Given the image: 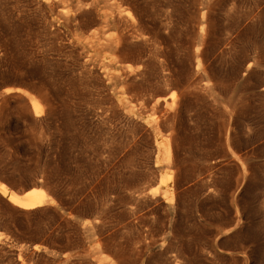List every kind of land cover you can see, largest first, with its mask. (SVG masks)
Returning <instances> with one entry per match:
<instances>
[{"label":"rangeland","instance_id":"1","mask_svg":"<svg viewBox=\"0 0 264 264\" xmlns=\"http://www.w3.org/2000/svg\"><path fill=\"white\" fill-rule=\"evenodd\" d=\"M8 87L0 264H264V0H0Z\"/></svg>","mask_w":264,"mask_h":264},{"label":"bare ground","instance_id":"2","mask_svg":"<svg viewBox=\"0 0 264 264\" xmlns=\"http://www.w3.org/2000/svg\"><path fill=\"white\" fill-rule=\"evenodd\" d=\"M122 12V9H120L113 13H106L103 16L102 20L108 25L113 23H119L124 20V15ZM103 44L109 47H113L116 50H118L122 46L120 40L107 41L103 42ZM251 64L252 63L248 64L246 68L247 70L250 69ZM200 66L201 62L198 60L197 68H199ZM11 91H17L18 93L26 97L29 100V103L36 115L40 114L43 111L41 100L35 94L23 87H8L4 89V91L0 95H3L4 93H9ZM155 103L159 104L160 99L157 98ZM168 139L164 145L158 143L157 146L159 152L162 151L163 155L167 159V164L170 165V161L172 159V149L169 142L170 139ZM0 192L4 196H6L11 203L22 209L39 208L47 203H50L53 200V197L34 177H30L29 179H27L24 186L18 189H13L3 181H0ZM169 201H172V197L169 199Z\"/></svg>","mask_w":264,"mask_h":264}]
</instances>
